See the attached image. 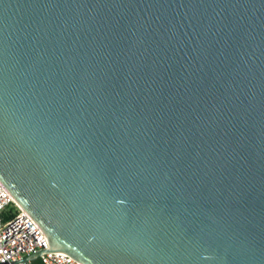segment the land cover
I'll use <instances>...</instances> for the list:
<instances>
[{"label": "water", "instance_id": "1", "mask_svg": "<svg viewBox=\"0 0 264 264\" xmlns=\"http://www.w3.org/2000/svg\"><path fill=\"white\" fill-rule=\"evenodd\" d=\"M0 182L84 264H264V0H0Z\"/></svg>", "mask_w": 264, "mask_h": 264}, {"label": "built area", "instance_id": "2", "mask_svg": "<svg viewBox=\"0 0 264 264\" xmlns=\"http://www.w3.org/2000/svg\"><path fill=\"white\" fill-rule=\"evenodd\" d=\"M13 204L16 214L3 221V212ZM41 251L34 261H25L27 256ZM84 264L74 257L52 251L47 235L37 222L23 210L0 182V264Z\"/></svg>", "mask_w": 264, "mask_h": 264}, {"label": "trees", "instance_id": "3", "mask_svg": "<svg viewBox=\"0 0 264 264\" xmlns=\"http://www.w3.org/2000/svg\"><path fill=\"white\" fill-rule=\"evenodd\" d=\"M16 212H17L16 207L13 204H11V206H8L7 209L3 212L1 219L3 221H6L12 218L16 214ZM33 264H37V262L35 261L33 262Z\"/></svg>", "mask_w": 264, "mask_h": 264}]
</instances>
